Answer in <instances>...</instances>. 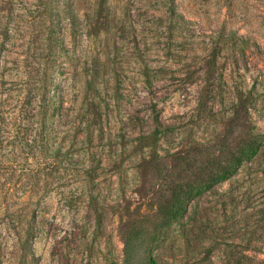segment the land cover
I'll use <instances>...</instances> for the list:
<instances>
[{
	"label": "rangeland",
	"instance_id": "obj_1",
	"mask_svg": "<svg viewBox=\"0 0 264 264\" xmlns=\"http://www.w3.org/2000/svg\"><path fill=\"white\" fill-rule=\"evenodd\" d=\"M10 1L0 17L16 11L24 24L1 49L13 72L37 47L57 82L79 87L98 54L113 161L90 190L59 184L31 247L15 216L0 264H264V150L198 197L187 219L165 227L159 215L174 189L206 178L208 160L264 134V0ZM51 1L64 10L56 56L44 41Z\"/></svg>",
	"mask_w": 264,
	"mask_h": 264
},
{
	"label": "trees",
	"instance_id": "obj_2",
	"mask_svg": "<svg viewBox=\"0 0 264 264\" xmlns=\"http://www.w3.org/2000/svg\"><path fill=\"white\" fill-rule=\"evenodd\" d=\"M15 1L10 3L14 5ZM59 8V1H51L46 9L49 32L44 41L50 56L63 48L62 39L55 33L60 24L56 15L64 11ZM10 12L0 17V241H8L15 229L11 223L18 215L27 221L24 243L31 247L45 217L37 221L36 216L46 213L49 199L59 191L62 181H77L83 185L81 190H90L106 174L113 161L104 146V121L110 105L104 96L105 65L98 54L90 57L88 67L83 66V86L79 87L57 82L59 72L37 47L14 58V72L7 67L2 46L15 44L17 39L8 41L12 27H24L18 12ZM37 40L32 36L27 45ZM263 150L264 134L254 133L230 152L208 160L206 178L196 187L174 189L168 205L159 210L163 225L169 227L179 219H187L198 197L215 183L232 178ZM19 239L16 236L15 240ZM251 249L250 245L245 247V251ZM242 257L249 260L248 256Z\"/></svg>",
	"mask_w": 264,
	"mask_h": 264
}]
</instances>
